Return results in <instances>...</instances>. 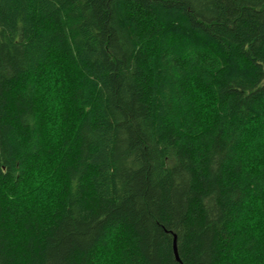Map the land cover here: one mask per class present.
Masks as SVG:
<instances>
[{"label":"trees","instance_id":"trees-1","mask_svg":"<svg viewBox=\"0 0 264 264\" xmlns=\"http://www.w3.org/2000/svg\"><path fill=\"white\" fill-rule=\"evenodd\" d=\"M253 44L264 0H0V264H264Z\"/></svg>","mask_w":264,"mask_h":264},{"label":"snow or ice","instance_id":"snow-or-ice-1","mask_svg":"<svg viewBox=\"0 0 264 264\" xmlns=\"http://www.w3.org/2000/svg\"><path fill=\"white\" fill-rule=\"evenodd\" d=\"M232 31L235 32L236 30L233 29ZM245 39L246 38L244 36H240V37H238L236 39V42H238L241 45H243ZM252 53H255L256 55L259 56L261 61H264V52L258 51V46L256 44H253L251 49H250V51L249 52H245V55H251ZM253 63H256L255 59H253ZM256 66L259 67L260 65L257 64Z\"/></svg>","mask_w":264,"mask_h":264},{"label":"rangeland","instance_id":"rangeland-1","mask_svg":"<svg viewBox=\"0 0 264 264\" xmlns=\"http://www.w3.org/2000/svg\"><path fill=\"white\" fill-rule=\"evenodd\" d=\"M260 144H264V142L262 143V141H264V139H260ZM256 156H258V154H255Z\"/></svg>","mask_w":264,"mask_h":264}]
</instances>
